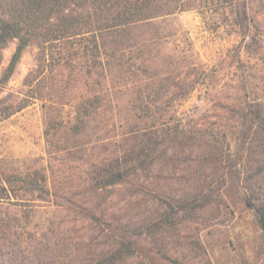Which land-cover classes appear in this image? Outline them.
Segmentation results:
<instances>
[{
  "label": "rangeland",
  "instance_id": "1",
  "mask_svg": "<svg viewBox=\"0 0 264 264\" xmlns=\"http://www.w3.org/2000/svg\"><path fill=\"white\" fill-rule=\"evenodd\" d=\"M149 5L24 49L0 92L36 96L0 122V264H264V0Z\"/></svg>",
  "mask_w": 264,
  "mask_h": 264
},
{
  "label": "trees",
  "instance_id": "2",
  "mask_svg": "<svg viewBox=\"0 0 264 264\" xmlns=\"http://www.w3.org/2000/svg\"><path fill=\"white\" fill-rule=\"evenodd\" d=\"M151 0H0V52L18 39L17 49L0 77V92L14 73L24 49L32 42L46 44L90 32H103L154 16ZM92 12H89L90 9ZM84 10L89 12L86 14ZM94 18L91 20V18ZM34 95L0 98V122L28 106ZM13 97V98H11ZM47 125L52 121H47ZM49 134V128L46 131ZM120 172V171H119ZM120 175V173H119ZM1 178V176H0ZM7 191L6 188H4ZM2 197V195H0ZM264 228V207H259Z\"/></svg>",
  "mask_w": 264,
  "mask_h": 264
}]
</instances>
